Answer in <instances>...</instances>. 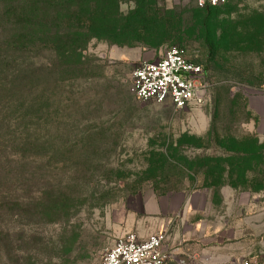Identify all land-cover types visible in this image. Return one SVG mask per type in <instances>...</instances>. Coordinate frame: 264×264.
<instances>
[{"label": "rangeland", "instance_id": "1", "mask_svg": "<svg viewBox=\"0 0 264 264\" xmlns=\"http://www.w3.org/2000/svg\"><path fill=\"white\" fill-rule=\"evenodd\" d=\"M156 6L163 31L147 26L156 47L92 39L71 75L52 51L13 47L0 19V196L26 203L0 216L11 231L0 264H101L147 199L205 187L219 199L229 185L207 186L203 173L170 156L226 157L220 142L257 138L247 100L264 92V0ZM136 8L124 1L120 13ZM174 45L203 66V100L178 109L136 98L134 69Z\"/></svg>", "mask_w": 264, "mask_h": 264}, {"label": "trees", "instance_id": "2", "mask_svg": "<svg viewBox=\"0 0 264 264\" xmlns=\"http://www.w3.org/2000/svg\"><path fill=\"white\" fill-rule=\"evenodd\" d=\"M2 1L4 8L0 19L11 27L4 26L1 35L6 37L7 31L13 47L39 48V52L52 51L55 57L63 59L68 75L83 63L82 51L92 39L116 38L114 43L129 46L138 45L129 41L136 39L138 43L156 47L154 42H150L153 30L147 26L151 24L160 32L164 28L157 13L156 0H133L137 8L127 16L120 13V4L131 0ZM220 143L228 152L226 157L211 155L191 161L177 151L170 157H175L182 166L194 173L195 168L197 173H203L207 186L228 183L233 187H249L256 192L264 190V143H259L258 138L250 144H240L235 140L230 145ZM57 197L61 198V195ZM14 208L22 213L26 203L3 193L0 196V216L9 214ZM0 231V245L5 244L8 249L11 231L9 228H0Z\"/></svg>", "mask_w": 264, "mask_h": 264}, {"label": "crops", "instance_id": "3", "mask_svg": "<svg viewBox=\"0 0 264 264\" xmlns=\"http://www.w3.org/2000/svg\"><path fill=\"white\" fill-rule=\"evenodd\" d=\"M248 126L264 141V92L248 95ZM214 189L180 190L147 199L134 218H125L120 232L140 238L167 230V248L175 264H239L264 261V190L224 185Z\"/></svg>", "mask_w": 264, "mask_h": 264}, {"label": "built area", "instance_id": "4", "mask_svg": "<svg viewBox=\"0 0 264 264\" xmlns=\"http://www.w3.org/2000/svg\"><path fill=\"white\" fill-rule=\"evenodd\" d=\"M228 1L196 0V5L205 8ZM203 75V66L174 45L161 58L143 61L134 69L133 90L139 100L162 102L169 99L176 108L182 109L203 100L207 86L201 82ZM168 240L167 230L151 233L146 238L127 232L106 249L101 264H167L173 258V252L167 248ZM239 264H264V261L243 259Z\"/></svg>", "mask_w": 264, "mask_h": 264}, {"label": "water", "instance_id": "5", "mask_svg": "<svg viewBox=\"0 0 264 264\" xmlns=\"http://www.w3.org/2000/svg\"><path fill=\"white\" fill-rule=\"evenodd\" d=\"M181 260H183L182 262H183V264H186L185 262H186V258L185 257H181Z\"/></svg>", "mask_w": 264, "mask_h": 264}]
</instances>
